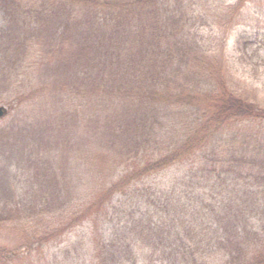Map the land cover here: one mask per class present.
Returning <instances> with one entry per match:
<instances>
[{
  "label": "trees",
  "instance_id": "trees-1",
  "mask_svg": "<svg viewBox=\"0 0 264 264\" xmlns=\"http://www.w3.org/2000/svg\"><path fill=\"white\" fill-rule=\"evenodd\" d=\"M247 1L238 0L232 13L236 16ZM0 9L6 21L0 34L2 88L12 87L32 65L43 66L45 74L56 72L53 88L42 84L41 91L19 99L39 97L42 109L52 98V110L62 117L87 114L85 131L77 134L69 128L66 135L76 137L77 146H102L121 168L120 178L99 183L86 212L76 219L95 221L110 206L116 208V195L151 189L145 184L159 181L152 184L153 195L168 214V228L143 225L142 219L132 222L128 211L113 237L91 242L95 256L89 264H216L218 254L223 264H264V225H244L250 214L264 218V197L259 201L264 193V104L234 87L223 55L197 39L186 4L0 0ZM235 48L242 65L255 62L264 68V42L258 36L241 35ZM34 128L5 133L7 141L0 140V161H11L10 168L0 166V179L5 174L10 178L15 169L19 175L12 171L13 184L34 192L30 198L13 193L0 197V220L12 219L14 211L24 220L20 209L28 217L53 205L63 207V196L74 188L67 169L57 176L33 143L24 141L37 133ZM182 166L191 173L205 170L217 179L224 174L246 178L249 187L235 199L221 190L208 195L195 191L193 204L186 199L188 174H172ZM201 211L210 216L207 223H201ZM35 243L23 245L26 252ZM12 253L0 255V263ZM65 264L88 262L76 255Z\"/></svg>",
  "mask_w": 264,
  "mask_h": 264
},
{
  "label": "rangeland",
  "instance_id": "rangeland-1",
  "mask_svg": "<svg viewBox=\"0 0 264 264\" xmlns=\"http://www.w3.org/2000/svg\"><path fill=\"white\" fill-rule=\"evenodd\" d=\"M177 1L186 4V11L193 22V29L197 30L199 42L203 41L209 51L223 55L222 57L227 61L233 74H229V80L232 81L234 87L239 88V91L244 95L264 104V68L255 62L242 65L238 61L240 55H237L235 48L241 35L252 38L258 36V42H264V0H248L236 16L232 10L238 0H158L162 6L175 4ZM28 19L25 18V21ZM5 25L4 13L0 9V34ZM33 53L36 60L41 59L37 52ZM32 66V69L20 72L12 87L7 89L4 86L2 88V84H0V106L7 109L6 114L0 117V140L5 143L7 141L5 133L15 135L34 125L36 128L34 130H37V133L35 131L29 133L30 135L25 137L24 141L33 143V150L37 149L41 153L40 158L45 160L46 167L51 165L52 172L57 176L63 169H67L66 171L70 172L68 173L69 177L73 179L74 188L71 189L72 193L68 197L63 196L65 199L63 207L59 204L53 205L50 209L37 213L38 215L28 217L20 209L19 212L22 213L24 220L18 218L17 211L11 213L12 219L0 220V255L11 254L14 250L18 251L16 254L13 252V256L4 259L5 261L0 264H65L76 255L81 259L86 258L89 264L95 256V253L90 249L93 246L91 242L113 237L114 230L119 228V223L127 216L125 213L128 211L132 212V214L129 213L132 222L142 219L143 225L155 227L164 224V229H167L168 214L153 195V190L156 188L152 184H159L157 178H153L145 184L151 189H140L126 197L116 195L114 199L116 208L110 206V211L107 214H101L97 220L90 221L87 217L81 220L76 219L78 214L86 212L85 208L93 199L95 189L99 188L101 182L120 178L119 170L121 168L118 167L114 159L112 161L109 159L110 153L108 154V150L103 149L102 146L92 144L89 146L87 142L77 146V138L74 136L70 138L66 135L69 128L76 129L77 134L85 131L82 126L85 125V120L89 117L87 114H85L86 118L84 115L62 117L59 112L52 110L56 105L52 98L47 103L43 102L44 108L42 109L40 101L37 99L39 97L19 99L20 96L23 98L29 96L34 90L41 91L46 83L49 86L46 89L54 87L52 80L57 76L56 72L50 71L45 74L43 66ZM40 75L43 80L38 79ZM0 81H2L1 77ZM39 94L41 93L38 92ZM69 97L76 101L72 95ZM57 108H59L58 105ZM40 124L43 127L42 132ZM255 128L257 127L255 126ZM31 135L34 137L33 142H31L32 138H29ZM62 137L66 138L64 140L67 145L60 143L63 141ZM19 150L17 149L15 158ZM10 164V159L0 161V166L3 165L6 168H10ZM23 168H28L27 164L26 166L24 164ZM33 168L36 169L35 166ZM182 168V171L174 170L172 174L184 172L188 174L186 180L190 181L187 185L190 182L192 185H189L186 199L193 204H197L196 194L193 195L195 191L197 194L208 195L210 191L221 190L223 193L231 195L230 198L235 199L241 195L245 187L246 191L249 187V179L246 178L224 174L220 179H217L215 175H211L205 170L191 173L188 171L189 167L182 166ZM14 170L12 169L15 176L16 174L18 176L19 173ZM0 171L2 172L4 169ZM12 171L10 170V178L6 179L7 175L5 174V179H0V197L2 199L9 198L12 193L19 199L24 196L32 197L34 192H31L27 187L24 189L13 184L15 182ZM192 175L195 177L193 178ZM35 191L37 192V189ZM62 194H65V190ZM263 194L259 193V201L263 199ZM243 199L245 198L243 197ZM35 202L39 203L40 199H35ZM4 212L9 213L8 210ZM200 216L201 223L209 221L210 216L205 212L201 211ZM263 221L264 218H261V214H250L244 225L248 228L250 226L259 228L264 225ZM80 241H84L83 246L79 245ZM30 242H36L35 246L31 251L26 252L23 245ZM40 242H45V244L38 248L37 244ZM223 261L222 255L218 254L216 264H223Z\"/></svg>",
  "mask_w": 264,
  "mask_h": 264
},
{
  "label": "water",
  "instance_id": "water-1",
  "mask_svg": "<svg viewBox=\"0 0 264 264\" xmlns=\"http://www.w3.org/2000/svg\"><path fill=\"white\" fill-rule=\"evenodd\" d=\"M7 112L6 107L0 106V117L4 116Z\"/></svg>",
  "mask_w": 264,
  "mask_h": 264
}]
</instances>
